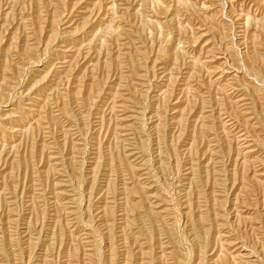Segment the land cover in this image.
I'll return each instance as SVG.
<instances>
[{
    "label": "rangeland",
    "instance_id": "rangeland-1",
    "mask_svg": "<svg viewBox=\"0 0 264 264\" xmlns=\"http://www.w3.org/2000/svg\"><path fill=\"white\" fill-rule=\"evenodd\" d=\"M0 264H264V0H0Z\"/></svg>",
    "mask_w": 264,
    "mask_h": 264
}]
</instances>
